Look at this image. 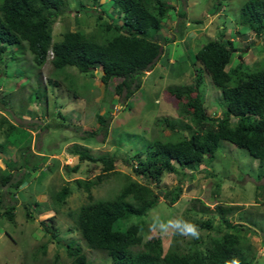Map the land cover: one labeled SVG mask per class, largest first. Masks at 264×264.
Wrapping results in <instances>:
<instances>
[{
  "label": "rangeland",
  "instance_id": "1",
  "mask_svg": "<svg viewBox=\"0 0 264 264\" xmlns=\"http://www.w3.org/2000/svg\"><path fill=\"white\" fill-rule=\"evenodd\" d=\"M172 1L176 10L186 12V17L177 18L171 10L170 20L163 22L156 35L162 47L160 57L142 77L141 89L130 102L131 109L124 108L123 99L112 93L113 86L105 88L97 75L92 77L89 72L81 73L73 67L53 74L49 62L39 69L35 68L29 51L17 50L13 59L9 58V49L0 53V108H5L6 116L21 127L17 138L18 141L24 140L26 148L22 158L21 150L13 145L0 153V175L5 171L4 161L10 159L13 163L7 167H10L8 171H13L11 181L29 172L24 183L17 188L0 182V210L14 206V222L0 216V264H70L66 250L68 242L81 247L89 264H111L105 251L87 246L70 216L88 201L86 192L72 180L80 175L85 177L99 173L101 165L83 162L84 173H72L67 167L75 165L78 159L76 155L69 154L68 149L76 143L87 148L92 156L113 155L116 170L130 173L143 182L131 171V161L137 159L133 149L158 136L160 129L165 127L163 117L178 118L179 107L174 97L169 95L170 91L181 90V87L187 90L193 88L196 71H199L202 76L199 91L206 112L211 117L221 115L224 108L221 89L212 83L202 64L193 58L204 43L210 39L224 41L230 36L238 49L235 58L241 55V60L249 65L264 64V38L261 36V40H257L239 25L240 8L247 0ZM116 12L112 0H69L64 12L53 24L52 39L59 41L66 29L95 30L98 14L108 22L113 20L120 24L122 14L117 16ZM179 21L183 23L180 28L183 30L182 37L177 31ZM237 29H241L245 37L242 38ZM55 79L59 83H53ZM45 95L46 99L42 101ZM99 114L106 118V135L98 129ZM174 124L176 128L182 127L179 122ZM22 127L30 134H26ZM84 130H96L97 133L87 135ZM184 134L187 132L184 131ZM87 137L89 140L83 139ZM0 139L4 140L3 134ZM30 152L46 154L47 159L50 153H55L54 158L62 153L65 158L52 165L54 159L46 162L47 159L43 161V158ZM33 163H39L37 171H30V164ZM178 169V174L163 172L158 184L154 181L150 183L154 190H162L150 210L144 215L131 216L121 224L122 228L131 223L139 225L143 243L135 249H144L156 255L169 249L173 234L170 231L161 235L158 229H152L154 216L159 215L164 220L182 216L195 224L211 220L212 225L217 227L221 224L218 208H230L229 221L248 227L241 226L240 232L243 235L244 230H249L245 240L249 249L246 246L244 249L249 263L264 264V166H260L245 148L220 140L210 162L192 163ZM121 183V178L110 175L93 186L91 194L95 200L111 198ZM65 184L71 187V193L62 205L53 206L50 196ZM177 184L182 189L181 194L169 204L163 193ZM53 207L57 210L54 211ZM27 209L31 211V218L26 215ZM41 220L49 227V233L44 231ZM220 226L224 228L223 224ZM199 231V238L204 241L209 235L218 233L215 228L199 227ZM176 236V242L182 249L186 242L192 240ZM42 244H46L44 251Z\"/></svg>",
  "mask_w": 264,
  "mask_h": 264
},
{
  "label": "trees",
  "instance_id": "2",
  "mask_svg": "<svg viewBox=\"0 0 264 264\" xmlns=\"http://www.w3.org/2000/svg\"><path fill=\"white\" fill-rule=\"evenodd\" d=\"M68 2L0 0V53L9 49V58L13 59L17 50L29 51L35 68L39 69L49 62L53 74L73 67L81 73L89 72L92 77L97 75L105 88L113 86L112 93L123 99L124 108L131 109L130 102L141 89L142 77L160 57L162 47L156 35L162 29L163 22L170 20L171 10L181 19L186 17V12L176 10L177 7L171 4L172 0H112L117 16L122 14L120 24L113 20L108 22L98 14L95 30L85 32L82 29H66L59 41H53V24L64 12ZM182 25L181 21L177 23L181 37ZM239 25L256 36L257 40H261V36L264 38V0H247L240 8ZM237 33L245 37L241 29H237ZM234 43L230 36L224 41L210 39L193 54L212 83L221 89L224 104L221 115L211 117L207 114L199 91L202 83L199 71H196L193 88L187 90L181 87V90L170 91L169 95L174 97L179 107L178 118L173 120L163 117L165 127L160 129L158 136L145 140L144 146L133 149L137 159L131 161V171L143 182L130 173L116 170L113 155L92 156L87 148L76 143L68 149V153L76 155L78 159L75 165L67 167L72 173H84L83 162L101 165L99 173L92 176L87 174L85 177L80 175L72 180L86 192L88 201L71 212L70 216L87 246L105 251L111 264H229L233 258H238L240 264H250L244 250L245 246L249 249L245 242L249 230H244L243 235L240 232L241 226L248 227L229 221L230 208H218L224 228L221 224L214 227L211 220L197 223L199 227L215 228L218 232L216 235H209L205 241L192 239L185 243L184 249L176 242L177 236L173 235L169 249L161 255L135 249L143 243L138 224L131 223L124 228L121 226L131 216L144 215L156 203L162 190H154L150 186L152 181L158 184L163 172L178 174L179 166L210 162L220 140L245 148L259 161L260 166H264V64L249 65L241 60V55L235 58L238 49ZM53 83L59 82L55 79ZM37 97L42 98L39 95ZM44 99L46 95L42 101ZM0 113V136L4 135V140L0 139V153L13 145L18 151L21 150V158L24 157V140L18 141L17 138L21 127L6 116L5 108H0ZM97 121L98 129L106 135L104 115H97ZM176 122L182 127L176 128ZM22 129L30 134L25 128ZM97 131L83 132L94 136ZM89 137L83 139L89 140ZM33 155L43 158V161L47 159L45 155ZM12 163L11 159L4 161L5 171L0 175V182L3 185L10 183L17 188L24 183L29 172L11 181L13 171H8L10 167L7 165ZM30 165V171L39 169V163ZM110 175L122 179L120 188L111 198L95 200L91 188ZM181 191L177 184L164 192L163 198L172 204ZM70 193L71 187L65 184L50 196V201L53 206L62 205ZM13 208V205L6 206L0 210V216H6L14 222ZM26 215L31 218V211L27 209ZM51 219L53 221L54 216ZM40 224L44 226L45 232H50L44 220ZM51 235L54 236L53 233ZM42 248L44 251L46 244H42ZM66 250L71 259L70 264H89L78 244L68 242Z\"/></svg>",
  "mask_w": 264,
  "mask_h": 264
},
{
  "label": "clouds",
  "instance_id": "3",
  "mask_svg": "<svg viewBox=\"0 0 264 264\" xmlns=\"http://www.w3.org/2000/svg\"><path fill=\"white\" fill-rule=\"evenodd\" d=\"M152 229H158L161 235L170 233L173 235H181L192 239H199L200 231L197 224L184 219L182 216L164 220L159 215L152 218ZM229 264H240L238 258H233Z\"/></svg>",
  "mask_w": 264,
  "mask_h": 264
},
{
  "label": "crops",
  "instance_id": "4",
  "mask_svg": "<svg viewBox=\"0 0 264 264\" xmlns=\"http://www.w3.org/2000/svg\"><path fill=\"white\" fill-rule=\"evenodd\" d=\"M62 152H64V150H62ZM37 155H41V154H43V153H39V152H37L36 153ZM44 155H46V154H44ZM56 155H55V153H50V155H48V159L46 160V162L49 160H51V159H54L53 160V163H52V165H57V164H59V162H61L62 160H64V158H65V156H63L62 155V153L60 154V157H56V158H54ZM56 159V160H55ZM60 161H59V160ZM45 162V163H46Z\"/></svg>",
  "mask_w": 264,
  "mask_h": 264
}]
</instances>
